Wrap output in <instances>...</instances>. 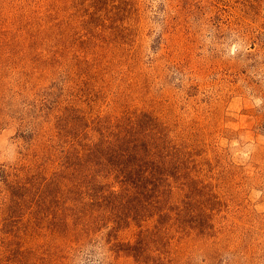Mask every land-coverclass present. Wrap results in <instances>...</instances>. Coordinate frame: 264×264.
<instances>
[{"label": "rangeland", "instance_id": "374dc122", "mask_svg": "<svg viewBox=\"0 0 264 264\" xmlns=\"http://www.w3.org/2000/svg\"><path fill=\"white\" fill-rule=\"evenodd\" d=\"M0 264H264V0H0Z\"/></svg>", "mask_w": 264, "mask_h": 264}]
</instances>
